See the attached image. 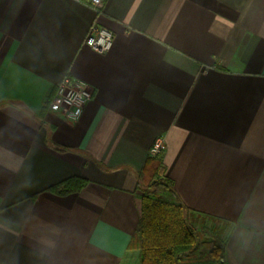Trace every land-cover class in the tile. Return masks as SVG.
Segmentation results:
<instances>
[{"label": "crops", "instance_id": "obj_1", "mask_svg": "<svg viewBox=\"0 0 264 264\" xmlns=\"http://www.w3.org/2000/svg\"><path fill=\"white\" fill-rule=\"evenodd\" d=\"M64 77L93 94L73 122L47 107ZM158 177L218 222L226 264H264V0H0V264H139Z\"/></svg>", "mask_w": 264, "mask_h": 264}, {"label": "trees", "instance_id": "obj_2", "mask_svg": "<svg viewBox=\"0 0 264 264\" xmlns=\"http://www.w3.org/2000/svg\"><path fill=\"white\" fill-rule=\"evenodd\" d=\"M86 185V180L69 178L47 191L66 196ZM140 202L139 220L129 243V249L138 252L139 264H226L225 232L213 219L188 210L168 178L150 181Z\"/></svg>", "mask_w": 264, "mask_h": 264}, {"label": "built area", "instance_id": "obj_3", "mask_svg": "<svg viewBox=\"0 0 264 264\" xmlns=\"http://www.w3.org/2000/svg\"><path fill=\"white\" fill-rule=\"evenodd\" d=\"M89 6L99 12L103 0H88ZM112 34L107 29L92 25L85 38V44L95 53H106L112 45ZM93 99L90 87L69 77H64L54 88L47 102L50 112L62 115L68 122L75 121L82 113L85 105ZM165 142L157 137L149 151L151 157H159L165 151Z\"/></svg>", "mask_w": 264, "mask_h": 264}, {"label": "rangeland", "instance_id": "obj_4", "mask_svg": "<svg viewBox=\"0 0 264 264\" xmlns=\"http://www.w3.org/2000/svg\"><path fill=\"white\" fill-rule=\"evenodd\" d=\"M210 226H211V224H210Z\"/></svg>", "mask_w": 264, "mask_h": 264}]
</instances>
